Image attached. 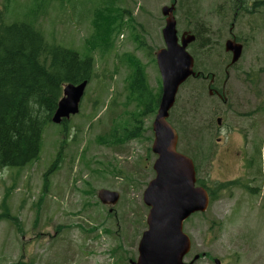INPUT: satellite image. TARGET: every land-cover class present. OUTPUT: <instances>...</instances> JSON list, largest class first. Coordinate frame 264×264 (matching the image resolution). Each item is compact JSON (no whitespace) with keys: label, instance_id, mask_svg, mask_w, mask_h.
I'll return each mask as SVG.
<instances>
[{"label":"rangeland","instance_id":"1","mask_svg":"<svg viewBox=\"0 0 264 264\" xmlns=\"http://www.w3.org/2000/svg\"><path fill=\"white\" fill-rule=\"evenodd\" d=\"M173 2L0 0L6 24L35 11L37 17L29 18L48 43L89 54L94 62L80 112L45 125L37 158L0 170V264L137 260L149 212L143 193L155 177L159 104L147 110L129 82L141 65L154 96H161L156 53L165 47L162 9ZM258 2L255 12L251 6L237 11L235 0L176 3L179 35H200L188 48L195 70L214 73L212 91L221 95L210 94V79L191 77L169 117L179 151L193 158L197 180L215 196L207 211L184 223L192 240L186 260L201 255L194 264H216L217 258L222 264H264V7ZM233 38L244 51L227 68L225 44ZM101 189L118 191L119 202L102 203Z\"/></svg>","mask_w":264,"mask_h":264},{"label":"water","instance_id":"2","mask_svg":"<svg viewBox=\"0 0 264 264\" xmlns=\"http://www.w3.org/2000/svg\"><path fill=\"white\" fill-rule=\"evenodd\" d=\"M175 10L176 3L162 9L166 25L163 29L165 47L156 53L162 92L153 122L152 151L157 155L153 164L155 177L143 193V202L149 207L147 229L139 241V256L132 264H194L201 255L197 254L190 262L186 260L192 250V240L184 231V223L193 214L207 211L211 202L209 191L197 184L193 158L179 151V133L169 121L181 86L189 78L199 75L195 71V58L188 50L196 37L184 33L179 38ZM225 47L233 53L232 63L237 62L243 46L228 40ZM88 85L89 80H84L64 86L52 122L62 124L80 112ZM217 122L221 125L222 118L219 117ZM98 197L102 203L114 206L121 194L101 189ZM215 263L222 264L218 258Z\"/></svg>","mask_w":264,"mask_h":264},{"label":"trees","instance_id":"3","mask_svg":"<svg viewBox=\"0 0 264 264\" xmlns=\"http://www.w3.org/2000/svg\"><path fill=\"white\" fill-rule=\"evenodd\" d=\"M29 16L35 18L37 12L11 24L0 16V170L21 168L37 158L43 130L52 122L64 86L90 81L94 72L91 55L82 57L75 49L48 43ZM129 84L143 107L154 111L160 92L154 96L141 65L135 67ZM197 184L215 199L202 181Z\"/></svg>","mask_w":264,"mask_h":264},{"label":"flooded vegetation","instance_id":"4","mask_svg":"<svg viewBox=\"0 0 264 264\" xmlns=\"http://www.w3.org/2000/svg\"><path fill=\"white\" fill-rule=\"evenodd\" d=\"M249 2H251L252 4L249 3ZM173 3H174V4L177 3V0H174ZM258 4H259L258 0H235V4H234V6L236 7V10H237V11H238V10H244V9H246V8H247V9H250L249 6H251L252 9H253V11H254L256 8H258V6H257ZM263 7H264V0H262V2H261V7H260V8H263ZM263 10H264V8L261 10V12H263ZM175 11H176V10H175ZM237 11L235 12L234 20H236ZM254 12H255V11H254ZM184 33H188V34L194 35V36L196 37L195 41H193L192 43L196 42V41L198 40V37L200 36L198 33H193L191 30H187V31H184L183 33H181V35H179V33H178L180 39H181V37H182V35H183ZM228 40H235L237 43H240V42H238V41L236 40V38L228 39ZM228 40H227V41H228ZM227 41H226V43H227ZM192 43H190L189 46H190ZM240 44L243 46V51H244V45H243L242 43H240ZM225 45H226V44H225ZM188 48H189V47H188ZM225 49H226V47H225ZM243 51H242V55H243ZM227 52L231 54V61H230V63H229L228 66H227V68H230V67H232L233 65H235L236 63L239 62V60L241 59L242 55H241L240 59H239L237 62L232 63L233 53H232V52H229V51H227ZM195 71H196V70H195ZM196 72L199 73V75H197V76H201L203 79H206V80L210 79V80H209V81H210V85H209V92H210V94L215 93L216 95L221 96L216 90H213V91H212V87H211V86L217 82V78H218L214 73H209V74H206V75H205L204 73H201L200 71H196ZM226 72H227V70H226ZM227 74H228V73H227ZM195 77H196V76H195ZM226 82H227V81H226ZM226 82H225V83H226ZM235 155H236V156H239V152H235Z\"/></svg>","mask_w":264,"mask_h":264}]
</instances>
